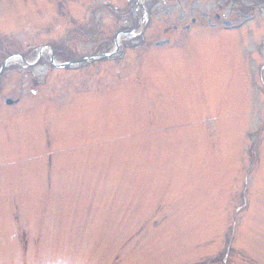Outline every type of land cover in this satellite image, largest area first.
Segmentation results:
<instances>
[{"label":"rangeland","instance_id":"obj_1","mask_svg":"<svg viewBox=\"0 0 264 264\" xmlns=\"http://www.w3.org/2000/svg\"><path fill=\"white\" fill-rule=\"evenodd\" d=\"M234 2L0 0V264H264V16L197 27Z\"/></svg>","mask_w":264,"mask_h":264},{"label":"flooded vegetation","instance_id":"obj_2","mask_svg":"<svg viewBox=\"0 0 264 264\" xmlns=\"http://www.w3.org/2000/svg\"><path fill=\"white\" fill-rule=\"evenodd\" d=\"M249 1H250V0H249ZM255 1H256V3H257V0H251L250 3H245V8H243V10H242L241 12H240V11H236V12H235V14H237L236 16L240 17V16L244 15L245 12H247L246 7H247L248 5H249V19H253V17L257 16L258 14H256V13H257V12L260 13V11L257 9L259 5H254ZM259 1H260L259 4H260L261 6H264V0H259ZM251 4H253V5H252L253 7H251ZM257 4H258V3H257ZM252 12H253V13L256 12V13L253 14ZM263 13H264V12H263ZM213 15H215V13H214ZM221 17L223 18L224 15H221ZM207 19H208V21H211V22H212V20H211L210 17L207 18ZM233 19H236V18H235V17H234V18H229L230 21L234 22L235 20H233ZM249 19H248V20H249ZM222 20H223V19H222ZM215 24H217V22H216ZM200 27H203V26L200 25Z\"/></svg>","mask_w":264,"mask_h":264},{"label":"water","instance_id":"obj_3","mask_svg":"<svg viewBox=\"0 0 264 264\" xmlns=\"http://www.w3.org/2000/svg\"><path fill=\"white\" fill-rule=\"evenodd\" d=\"M162 43H160V44H157V45H161ZM3 66H4V64L2 65V68H3Z\"/></svg>","mask_w":264,"mask_h":264}]
</instances>
